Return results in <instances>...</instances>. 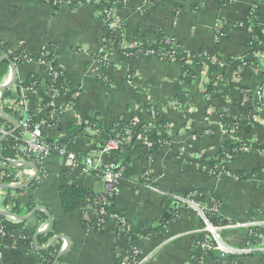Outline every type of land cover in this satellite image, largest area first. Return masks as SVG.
Listing matches in <instances>:
<instances>
[{
  "label": "crops",
  "instance_id": "1",
  "mask_svg": "<svg viewBox=\"0 0 264 264\" xmlns=\"http://www.w3.org/2000/svg\"><path fill=\"white\" fill-rule=\"evenodd\" d=\"M60 1L61 5L54 7L43 0H0V45L10 51L23 47L32 57L44 48L55 55L74 88L66 97L58 99V105L66 103V106L58 119V127L48 129L47 136L53 141L73 137V142L64 146L82 160L88 155L93 156L99 167L124 166L119 167L122 177L114 209L133 227L150 231L149 237L138 238L135 242L142 257L147 258L144 264H191L202 222L197 212L181 204L174 198L176 196H189L205 205L209 204L211 196H215L223 225L221 239L226 246H245L252 227L240 224L256 223L253 229H258L259 237L253 243L255 249L252 252L244 255L212 251L206 256V264H263L264 252L260 248L264 246V151L228 149L225 158L221 159L219 151L228 138L217 113L219 109L227 110L233 106L235 114L243 121L242 132L237 138L255 139L264 144V121L255 117L253 108L240 105L231 86L234 63L225 60L226 57L239 60L246 55L255 29L235 24V21L244 18L253 0H234L224 10H219L218 0H169L173 4L156 7L157 2L143 14L136 10L140 0H129L126 7L114 10L118 21L125 26L122 38L125 47H134L143 39L151 40L153 34L161 30L176 39L178 44L174 48L179 52L197 53L203 48L211 66L217 59L214 26L219 21L224 29L219 47L224 61L217 64L212 77L218 79L223 75L226 83H217L210 105L202 92L209 81L204 73L194 83L182 84L179 82V64L152 56L117 57L108 70L116 86H100L96 77L103 71L91 55L102 48L109 31L102 18L99 0ZM174 5L181 6L176 20L173 19ZM16 72L13 86L0 92L1 97L3 92L8 93L6 98H1L0 110L10 108L9 117L20 125L27 112L42 117L41 95L48 75L36 60L16 66ZM29 73L40 77L39 90L19 86ZM258 73L248 70L243 86H258L261 80ZM3 77L10 81V69ZM175 85L181 87L183 97H176ZM75 98L77 104L71 105L69 99ZM149 105L171 121L166 131L152 116L154 113L147 112ZM184 112L195 115V120ZM91 116L106 125L133 116L137 124L149 126V130L143 132L146 135L142 134V141L136 143L134 140L142 148L140 155L132 154L129 161L122 164L118 154L96 151L98 144L86 129L73 135L88 124L87 118ZM192 122L194 128H190ZM10 125L9 132L12 133L14 127ZM72 126L76 129L73 133L69 131ZM151 135L165 137L167 141L154 148V143L149 141ZM23 138L27 140L28 134ZM179 150L184 151L182 161L177 156ZM198 161L212 162L217 170L210 171ZM221 163L244 174V179L238 180L232 174L219 171ZM65 168L61 156L49 153L44 163L45 175L37 178L34 186L29 183L32 170L22 166L21 184L27 186L3 191L8 196L13 195L23 209L22 215L18 216L28 215L36 206L48 211L52 219L48 231L52 237L47 244L58 235L69 243L62 264H119L126 244L119 235L118 225L106 221L98 230L95 212L89 206L72 215L65 214L58 194L60 186L71 185L97 195L104 191L103 180L92 174L72 177L64 172ZM254 170H259L262 175L254 174ZM200 191L204 192L203 202L197 200ZM3 199L0 196V208H3ZM33 205V209L27 211ZM169 208H173L172 213L164 217ZM38 221L34 215L26 221H18L24 223L25 232L0 242V264H37L38 255L29 246L28 234L32 233L34 242ZM229 224L239 225L228 227ZM55 243H60V251L65 247L64 240Z\"/></svg>",
  "mask_w": 264,
  "mask_h": 264
},
{
  "label": "trees",
  "instance_id": "2",
  "mask_svg": "<svg viewBox=\"0 0 264 264\" xmlns=\"http://www.w3.org/2000/svg\"><path fill=\"white\" fill-rule=\"evenodd\" d=\"M150 2H152L150 0ZM230 3V0H218V6L219 10H224L226 6ZM54 7H58L61 5L60 0H51V3ZM170 4H173L169 0H160L155 6L161 7V6H168ZM99 5L101 9L102 18L106 24H110L113 20L112 14L108 16L107 13H111L110 11L114 7H122L124 5V0H99ZM175 7V5H174ZM181 6L175 7V14H174V20L178 18V13ZM264 10V6H258L256 8L248 9V11L245 13V16L243 19H239L235 21V24L239 25H245L248 27H251L255 30H262L263 29V23L259 22L260 16L262 15V11ZM120 25V29H115L114 31H109L108 36L106 37L103 48L108 47V41H112V48L114 53L120 57L125 59H134L136 57H144L146 55L156 57L158 59H166L168 61H173L180 65V77L179 82L182 84H192L194 83L200 74H205V76L208 78V83L206 84V88L203 89V95L206 100V103L208 105L211 104L212 99L214 98L216 91H217V82H220L222 84H225V78L222 75L220 78H213L212 73L216 69V66L219 62L224 61L222 58L221 52H220V45L221 40L224 38V35H220L218 33H215V39H214V49L217 53V59L215 63L211 66L209 63H206V55L204 49H200L197 53H186V52H179L174 49V46L176 45V39L173 38L170 35H167L163 31H158L153 34V37L151 40L143 39L142 42L136 46V47H125L122 44V34L123 30L125 29L124 25ZM264 43V39L260 37H256L254 34L252 35V38L250 40V43L247 47L246 55L244 57V60L238 61L234 58L226 57L225 60L227 63H235L237 62V65L239 69H241V72L239 73V79L241 82L246 74L247 71L250 68L251 63L257 62L260 63L259 59L254 58V54L258 53L259 51H263V49H256L260 44ZM52 46V45H50ZM2 55H8L9 60L14 63L15 66L22 65L26 62H28L29 59H37L41 62L40 67L42 71L46 72V69L50 68L53 72L57 74V78L55 80V83L51 84L50 82L46 81L43 86V95H41V105L43 108H46L44 110V113L42 117L37 118L31 113H26V115L29 116V128L33 124H35L39 119H45V120H54V128H57L58 124L56 123V119L50 115L51 109L47 107L48 103L50 102V96L52 95V90H55L58 94V98H64L67 96V94L74 88L73 83L70 81V79L66 76L64 69L60 66L59 62L57 61L55 55L50 51H41L37 56L32 57L28 55L26 50L22 47L17 51H10L7 50L3 45H0V56ZM92 60L100 67L104 72L102 75H99L96 77V82L106 88H112L116 86L115 81L111 78V76L108 74V70L113 66V63L111 61H108L109 57L111 56L108 53L100 54V53H93ZM200 56V57H197ZM202 58V61L200 59ZM204 59V60H203ZM206 61V62H205ZM43 62H46L48 65L43 64ZM9 70V61L3 60L0 63V78L4 76ZM261 81L259 84L264 83L262 81L264 79L263 69L262 65H260V69L258 71ZM131 79H128V82H130ZM41 82V79L38 75L29 73L27 77L22 80V82L19 84V86L22 87H28L33 90H39V84ZM243 90V89H242ZM175 95L176 97H183V94L181 92V87L178 85H175L174 87ZM248 96L251 95V93H247ZM8 96L7 92L2 93V99L6 98ZM71 102V105H76L78 102V99H69ZM176 105V104H175ZM66 106L65 104L60 105L55 110V114H58V112L62 111ZM146 110L149 114H152V116L159 120L160 126L163 128V130H167L168 124H172L171 121L166 116H161L160 111H157L156 109L152 108V106H146ZM11 109L10 108H3L2 112L4 115L10 119L9 117L11 115ZM218 116L220 118L221 125L225 126L227 129V136L229 137H235L239 135L242 132L243 127V121L241 117L237 114H235L233 110V106H231L229 109H219L217 111ZM186 116H188L191 119L195 120V115L189 114L187 112H184ZM88 124L81 127L76 133H73L75 129L74 126L70 127L69 131L73 133V135L80 134L83 132L86 127L88 126L90 129L96 130V134H94L93 138L97 144H99V149H101L108 140L113 139L115 136H119L121 142L118 145V148L116 150H112L110 152L118 154L120 157H122V164H126L131 155H137L139 156L142 152V148L140 145L134 143V139L132 141L125 140V133L123 129H120V126L122 125L123 128L126 130H129L132 136H137L138 134H141L145 132V130H149V126L145 127L141 124H136L134 122V117L132 116L128 120H122L118 119L115 120L113 123L106 125L101 120L97 119L96 117H88L87 118ZM194 122V121H193ZM190 125V128H194V123ZM0 124L3 125L7 130L11 128V125L0 119ZM22 127L21 125H18L17 128L8 135H5L3 138L2 135H0V163L3 161H6L7 159L16 158L17 156H22V153H19L17 151V146L19 145V141H17V138L21 136ZM42 140L46 145H48L51 149V153H56V151L53 150L55 146H62L64 144H71L73 142V137H69L65 140H57L53 141L50 140L47 136V129H42ZM149 141H152L154 143V148H159L161 145H163L167 139L162 136L157 135H151L149 137ZM242 150V149H249L253 151H264V144H259L255 140L247 139V140H226L222 143V146L219 151V155L221 159L225 158V151L226 150ZM178 156V153H177ZM179 157V156H178ZM184 160V157H179V161ZM81 161V159H80ZM200 166L206 167L210 171L215 170V164L212 162L204 163L203 161L197 162ZM120 168L124 167L123 165L119 166ZM118 167V168H119ZM119 168V169H120ZM223 171L229 174H232L236 177L238 180H243L244 177L241 172L231 170L228 167L223 166ZM259 170H254L253 173L257 174L258 176H261L262 174L258 172ZM66 174L76 177L81 175L82 173V166H78L75 169H67L65 168L64 171ZM264 176V175H263ZM36 184L35 181L32 182V186ZM59 199L61 203L62 210L65 214L72 215L75 211L80 209H85L86 207H91L94 211H97L100 206L97 204V198L101 194L93 195L89 190L78 188L71 185H62L59 187L58 190ZM198 201L203 202L204 199V192H199L198 194ZM185 198L190 199L191 197L185 196ZM114 200L115 197H111L109 199V204L104 206L106 216L116 215L118 217H123L121 213H119L117 210L114 209ZM217 204L218 206V212L211 215V219L214 223L222 224V220L220 218V206L218 199L215 196L210 197L209 204L210 206ZM10 206L11 213L15 215H22L23 210L19 204L15 201L14 198L10 196H6L3 199V208H8ZM33 206H30L27 208V211H31L33 209ZM34 216L40 220L46 221V215L42 211H37L34 213ZM0 219H2V226L3 230L6 232V234L10 235L12 239L16 238L19 234L24 233L23 230L24 223L18 222V221H8L0 216ZM125 221V227L127 228V231L123 233L122 237L126 243H130L132 241L137 240L138 238H145L150 236V231L147 229H139L133 227L126 219ZM166 226V224H165ZM20 232V233H19ZM32 234V233H30ZM28 234L29 239V246L36 250L38 255V261L37 264H52L56 255L60 251V243H54L50 248L43 250L39 247H43L47 245V242L49 238L52 237V233L50 231H47L44 234L38 235L35 239V243L33 242L32 235ZM200 237L196 238L195 242L198 241ZM31 242V243H30ZM128 251V250H127ZM202 256V252L200 249H194L191 257V264H197V260L199 257ZM56 264H62L61 259L58 260Z\"/></svg>",
  "mask_w": 264,
  "mask_h": 264
},
{
  "label": "built area",
  "instance_id": "3",
  "mask_svg": "<svg viewBox=\"0 0 264 264\" xmlns=\"http://www.w3.org/2000/svg\"><path fill=\"white\" fill-rule=\"evenodd\" d=\"M46 3H51V0H43ZM234 0H230V3L233 2ZM129 3V0H124V5L122 7H126ZM229 3V4H230ZM152 3L149 0H143L142 2V10L144 7H147L151 5ZM258 6H264V0H253L252 6L249 9L256 8ZM151 7V6H150ZM115 8L114 7L110 12L107 13L108 16L112 14L113 20L110 24L107 25L108 30L114 31L115 29H120L119 21L118 18L116 17V14L114 12ZM138 9V8H137ZM261 23L264 24V10L262 11V15L260 16L259 19ZM223 27L221 23L218 21L216 22L214 26V39H215V33H218L220 35H224L223 32ZM256 37H260L264 39V25L262 30H255ZM112 47V41H109L108 43ZM138 46V45H137ZM136 47V46H134ZM103 48V47H102ZM256 49H263V51H259L258 53L254 54V58L259 59L260 63L253 62L250 65L249 70H256L257 72L260 69V65H262L263 69V74H264V43L260 44ZM102 50V49H101ZM41 51H47L46 48L42 49ZM100 54H105L109 52H97ZM29 55V54H28ZM111 55V54H110ZM206 55V54H205ZM149 56V55H146ZM200 57V56H197ZM245 57V56H244ZM244 57L242 59H239L238 61H243ZM111 58V56H110ZM109 58V59H110ZM108 59V61H110ZM38 61L39 64L41 62L37 59H29V63L31 61ZM204 60V59H203ZM202 61V58L200 59ZM207 61V62H206ZM206 63L208 62V59L206 57ZM216 61V60H215ZM237 61V62H238ZM237 62H235L234 65V72L232 73L233 76L231 77L233 82V85H235L234 91L237 93V97L239 100L240 105L244 104L246 107L248 104H250L247 108L251 109L253 108L256 111L255 117H261L262 120L264 121V83L259 84L256 87L249 88V87H244L243 86V80L241 82L239 79V73L241 72V69H239ZM239 63V62H238ZM43 64L48 65L46 62H43ZM210 64V63H209ZM211 65V64H210ZM100 68V67H99ZM101 69V68H100ZM102 70V69H101ZM46 73L48 75V82L51 84L55 83V80L57 78V74L53 72L50 68L46 69ZM261 81V80H260ZM264 81V79L262 80ZM9 83V79L7 78H0V86L7 85ZM243 89V90H242ZM251 93L250 96L247 95V93ZM68 95V94H67ZM50 102L48 103L47 107L51 109L50 115L53 119V117L56 119V123L58 124V119L60 115L62 114V111L58 112V114H55V110L58 105L57 101L58 99V94L55 90H52V95L50 96ZM13 104V103H12ZM1 95H0V106H1ZM43 108V107H42ZM46 108H43L45 110ZM254 117V118H255ZM251 120V119H250ZM54 120H45V119H39L35 124L29 128V116L26 115L25 119L20 123L22 127V132L21 136L17 138V141H19V145L17 146V151L19 153H22V156H17L16 158L12 159H7L6 161H3L0 163V185L5 184L8 186H18L21 185V181L23 179L22 176V163L27 162V163H32L34 164L37 169H38V174L35 177V182L37 178H40V176L45 175L44 171V163L49 155L51 153V149L48 145L44 143L42 140V129H51L54 128ZM253 121V120H252ZM134 122L137 124V121L134 119ZM223 126V125H222ZM120 129L124 130L125 133V140L127 141H132L133 139L135 140L136 143L142 141L143 135H146L141 133L138 134L137 136H132L129 130H126L123 128V126H120ZM86 130L91 133L93 136L96 134V130L90 129L88 126ZM224 130L226 131L227 135V129L224 126ZM10 132L7 130L3 125L0 124V135H8ZM24 134H28L29 138L26 140L23 138ZM143 134V135H142ZM238 136V135H237ZM237 136L235 137H229L227 136V140H235L238 139ZM249 140V139H248ZM255 140V139H251ZM256 141V140H255ZM121 140L119 136H115L113 139H110L106 142V144L99 149V144L96 151L100 152H107L109 153L112 150H116L118 148V145L120 144ZM257 142V141H256ZM54 151H56V154L61 156L65 160V166L67 169H75L78 166H82V173L81 174H92L97 176L98 178L102 179L104 182V191L100 193L101 195L97 198V204L100 206V208L95 212V227L100 230L103 226V224L106 221H113L118 225L119 229V235L122 237L123 233L127 231V228L125 227V221L124 218L118 217L116 215H111V216H106L105 208L107 204H109V199L111 197L117 196L119 193V182L122 177V171L119 169L116 165L114 164H108L105 165L104 167H99L98 163L94 161V157L91 155L86 156L83 160L78 156L76 153L69 151L67 146H55L53 148ZM242 150H249V149H242ZM225 155L227 152H224ZM178 156L179 157H185L184 151L179 150L178 151ZM81 159V161H80ZM9 161H13L14 163H10ZM224 165L221 163L219 164V171L221 170L222 172ZM217 170V169H215ZM32 175H33V171ZM225 173V172H224ZM0 196L1 197H6L8 196L7 192L5 193L3 189L0 188ZM12 198V196H10ZM178 199L181 204L186 205L188 207L193 208L201 222H202V227L199 229V237L200 239L194 243V249H200L202 252V256L199 257L197 260V264H206V256L209 252L212 251H220L222 254H249L252 252L255 247H253V243L257 240L259 237L258 235V229H253V226L256 225V223L252 224H240L241 226H251L252 231L250 230V235L249 239L246 242L245 246L241 248H235V247H229L226 246L221 239V231H222V224L214 223L213 220L211 219V215L214 213L218 212V206L215 203L214 205H205V204H200L196 202L193 199H187L184 197L176 196L174 197ZM220 206V205H219ZM0 211H5L9 212L10 211V206L8 208H0ZM220 212V211H219ZM1 216V215H0ZM4 219L8 221H15V218L13 216H1ZM239 224H229L227 225L228 227H234L238 226ZM46 227V221L44 222L43 220L38 221V231L44 230ZM6 238H11L10 235L6 234V232L3 230L2 226V219H0V242L3 239ZM123 238V237H122ZM124 240V239H123ZM135 241H132L130 243L125 242V248L121 253L120 259H119V264H144L147 261V258L142 257L140 254L139 249L135 246ZM264 252V246L260 248ZM128 250V251H127ZM264 264V263H263Z\"/></svg>",
  "mask_w": 264,
  "mask_h": 264
},
{
  "label": "water",
  "instance_id": "4",
  "mask_svg": "<svg viewBox=\"0 0 264 264\" xmlns=\"http://www.w3.org/2000/svg\"><path fill=\"white\" fill-rule=\"evenodd\" d=\"M3 60H8L9 61V69H10L11 77H10V81H9V83L7 85L0 86V92L5 91V90L9 89L10 87H12L13 84L15 83V81H16V78H17L16 66L14 65L13 62H11L9 60L8 55H2V56H0V63ZM0 119H2L4 121L12 124L13 127H14V130L18 126L15 121H13L12 119L6 117L1 110H0ZM4 136L5 135H3L1 138H3ZM0 157H1V155H0ZM9 162L12 163V164L14 163L13 161H9ZM22 166L29 167L33 171V175H32V177L29 180V183H32L35 180V177L38 174L37 167L34 164L27 163V162L22 163ZM29 183H27V184H29ZM25 186H27V185L26 184H21V185H18V186H8V185H5V184H2V185H0V188L1 189H5V190H19V189L24 188ZM173 207H175V205ZM172 209L173 208H169L167 210L166 214L164 215V217H168L169 214L172 213ZM37 211H42V212L45 213V215L47 217V224H46V227H45L44 230L38 231L37 233H35V235H34V243H35L36 236L46 233L50 229L51 224H52L51 216H50V214L48 213V211L45 208H43L42 206H36L28 215H25V216H18V215H15L13 213L5 212V211H0V215L1 216H10L11 215L17 221H26L32 215H34V213H36ZM59 240H64L65 241V247L56 255V257H55V259H54V261H53L52 264H56L59 259H62V256L65 254L66 249L68 248V244H69L68 241L63 236L58 235V236H55L53 239H51V241L46 246L39 247V248H41L43 250H46V249L50 248L55 242H57Z\"/></svg>",
  "mask_w": 264,
  "mask_h": 264
},
{
  "label": "rangeland",
  "instance_id": "5",
  "mask_svg": "<svg viewBox=\"0 0 264 264\" xmlns=\"http://www.w3.org/2000/svg\"><path fill=\"white\" fill-rule=\"evenodd\" d=\"M150 1V0H149ZM152 2V4L151 5H149V6H147V7H144L142 10L143 11H141L140 9L143 7L142 6V2H143V0H140V5L139 6H137L138 7V9H136L137 11H140L142 14L143 13H145V12H147V11H149L150 9H152L154 6V4L155 3H157V2H159V0H151ZM151 6V7H150ZM174 21V20H173ZM121 25H122V23L121 22H119ZM109 31V30H108ZM123 34H124V30H123ZM123 34H122V38H123ZM174 38V37H173ZM107 43H109V41L107 42ZM176 43H177V41H176ZM122 44H123V42H122ZM178 44V43H177ZM137 45H139V44H137ZM136 45V46H137ZM102 49V50H101ZM174 49H176V48H174ZM98 52H102V53H105V52H109L110 54H111V58L109 59L112 63H113V65H114V63L117 61V55L114 53V51H113V48L111 47V45H109L108 44V47H106V48H100V50L98 51ZM118 58H120V57H118ZM100 71H103V70H101V69H99ZM104 72V71H103ZM102 72V73H103ZM100 75H102V74H100ZM218 83V82H217ZM231 86L235 89V85H233V82H231ZM223 88V87H222ZM237 101V100H236ZM174 104H176V102H174ZM177 105V104H176ZM250 104H248V106H249ZM172 106V105H171ZM247 106V107H248ZM168 107H170V106H168ZM177 108L179 107V105H177L176 106ZM163 110H165V108H163ZM183 148H185L186 149V147H183ZM189 149V148H188Z\"/></svg>",
  "mask_w": 264,
  "mask_h": 264
}]
</instances>
